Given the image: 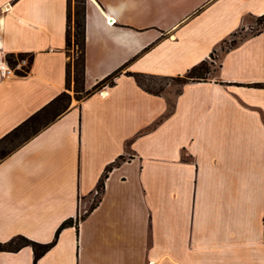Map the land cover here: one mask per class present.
<instances>
[{
    "label": "crops",
    "instance_id": "crops-1",
    "mask_svg": "<svg viewBox=\"0 0 264 264\" xmlns=\"http://www.w3.org/2000/svg\"><path fill=\"white\" fill-rule=\"evenodd\" d=\"M67 7L0 0V65L32 55L24 76L0 74V139L72 90ZM263 14L264 0H86L84 91L118 75L0 161V243L49 244L72 219L36 264H264V26L211 59ZM201 62L210 74L172 104L127 75Z\"/></svg>",
    "mask_w": 264,
    "mask_h": 264
},
{
    "label": "trees",
    "instance_id": "trees-1",
    "mask_svg": "<svg viewBox=\"0 0 264 264\" xmlns=\"http://www.w3.org/2000/svg\"><path fill=\"white\" fill-rule=\"evenodd\" d=\"M85 2L86 0H68V7L66 13V30H65V54L68 58L66 65V81L67 89L69 90L72 85L73 92L76 96L85 94V97L99 90L102 86L107 84L109 87L113 86V80L117 77L118 71L110 74L104 80L95 85L90 91H84V78H85ZM258 25L262 28L264 26V14L257 19ZM233 42L231 45H234ZM24 57H28V66L21 70H16V64ZM5 61L7 65L14 69L16 76H24L28 73L30 65L32 63V55L17 54L6 55ZM211 65L207 62H201L197 66L189 70L184 76L176 78L156 77L143 74H127L132 77L137 85L152 95H159L160 90H155L148 85L144 84L143 80H173L179 81L180 85H184L188 82L204 80L211 72ZM70 96L67 93L60 94L50 104L42 108L34 115L29 117L19 126L14 128L2 139H0V161L36 136L42 129L52 123L57 117L64 113L70 105ZM121 160V159H120ZM118 162L108 166L96 188V193H102L104 188V181L108 176V173L112 168L117 165ZM98 199L97 201H99ZM96 204V203H95ZM73 226L72 219L64 221L54 234V238L51 243L41 245L32 242L24 237L18 236L6 243H0V252H17L24 247H30L33 251L34 260L33 264H36L51 247L56 243L60 232L63 229Z\"/></svg>",
    "mask_w": 264,
    "mask_h": 264
},
{
    "label": "rangeland",
    "instance_id": "rangeland-1",
    "mask_svg": "<svg viewBox=\"0 0 264 264\" xmlns=\"http://www.w3.org/2000/svg\"><path fill=\"white\" fill-rule=\"evenodd\" d=\"M260 29L261 27L260 25H258L257 20L256 21L254 20L252 23V28L249 31L245 33H238L234 37L229 38L227 41H225L223 44L220 45V47L218 48V51H216L214 55L211 56V59L214 61H217L220 51L229 47L233 42H236L242 36H245L250 33H256ZM143 82L144 84L148 85L149 87L155 90H160V93L167 99L169 104L173 103L174 97L176 96V94L178 93L181 87L179 81H177L176 79H173V80H146L144 79ZM66 93L70 96L71 100H74V101H79L85 97V94L76 96L73 92V89L69 90ZM99 198H100V194L95 193L94 196L91 198L92 204L94 205Z\"/></svg>",
    "mask_w": 264,
    "mask_h": 264
},
{
    "label": "built area",
    "instance_id": "built-area-1",
    "mask_svg": "<svg viewBox=\"0 0 264 264\" xmlns=\"http://www.w3.org/2000/svg\"><path fill=\"white\" fill-rule=\"evenodd\" d=\"M28 66V59L27 58H23L22 60L18 61L16 64L15 69L16 70H21L22 68H25ZM14 73V69L9 68L6 65H0V74L2 76L5 75H12ZM108 85L105 84L104 86H102V88L100 90H103L104 88H106Z\"/></svg>",
    "mask_w": 264,
    "mask_h": 264
}]
</instances>
